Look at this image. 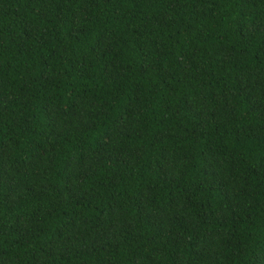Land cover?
Wrapping results in <instances>:
<instances>
[{
    "label": "trees",
    "instance_id": "trees-1",
    "mask_svg": "<svg viewBox=\"0 0 264 264\" xmlns=\"http://www.w3.org/2000/svg\"><path fill=\"white\" fill-rule=\"evenodd\" d=\"M0 264H264V0H0Z\"/></svg>",
    "mask_w": 264,
    "mask_h": 264
}]
</instances>
